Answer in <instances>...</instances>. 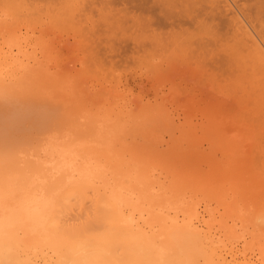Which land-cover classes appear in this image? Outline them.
Segmentation results:
<instances>
[{
	"label": "bare ground",
	"instance_id": "bare-ground-1",
	"mask_svg": "<svg viewBox=\"0 0 264 264\" xmlns=\"http://www.w3.org/2000/svg\"><path fill=\"white\" fill-rule=\"evenodd\" d=\"M95 1L96 0H75L73 2L71 1L72 3H70V0H66V1L65 0H0V264H264V257L261 256V253L262 255L264 254L263 249L260 252V254H258L259 257L258 256L256 257V252L258 251L255 250V253H254V250L252 249L254 246L253 245L254 239L256 240L255 242H258V244L254 243L255 244L254 247L258 249L261 248V245H262L261 243L263 240L261 242L259 241L264 236L263 234H261L263 233L262 231H264V225H262L264 224V205H263L264 203L263 201H261L263 204L257 202L258 200L260 199L262 200L263 198L262 196H258L260 197V199L256 197L258 193H260L259 195H264V194H261V193H264V188L262 185L263 181L259 180V179H264L263 178L264 176V150H262V147H259L260 150L257 148L254 151L255 153L256 151H258V153L260 151V154H259V156L261 155L260 157L258 156L257 153L255 154L257 161L254 159V157H252V160L250 161L246 159H240L241 157L240 158L237 157L238 155L236 154L237 150L232 148L233 147L231 146L232 143L229 145L230 141L232 142L231 138L237 135L235 136L232 135L231 137L228 132L229 134L228 136H230V138H228V144L227 142L225 143L224 141H223L224 143L221 142L220 139L218 140L213 136L210 138L211 140L212 139L213 140L209 142L210 148L208 151L198 150L201 147L195 149V147L193 146L189 147L184 144L183 145L185 147L181 144L183 148H180V147L176 148L177 145L174 146L175 147L174 148L173 145H175L176 140H178L177 137H176L177 139L175 140V142L173 141L174 144L171 143L173 148H170L171 149L170 151L168 150L170 153V156L172 157L173 155L177 157L181 156V159L184 162L188 163V164L185 163L187 167L189 168L188 170L193 169V167H191L192 166L191 162L189 163L188 160H191L195 164V166H198V167H201V166L208 167L209 166V169H207V171L198 172L196 170L195 171L192 170L193 171L192 174L193 175L200 174V176L203 175L204 177L203 180L210 179L216 176L223 181H227L226 183H228L231 186L230 188L232 189L231 190L232 194L230 193V195L228 196L231 198L230 201L232 200L233 203H235L234 200L236 201L238 199L237 202L242 203V205H240V209L242 210L243 208V210H245L244 213L248 210L251 212L252 209H255L253 210L254 215H252L254 216L255 221L253 220L254 218L252 219L250 218V216L248 220L252 219V221H254L255 226H256V223H258L257 225L260 231L257 229L258 227L256 228L254 227V225L252 226L249 225V226L252 228H255V231L256 229L257 231H259V232L256 231L257 233L255 231L253 232V229L251 228L250 230L253 233H256V234L260 233L261 235H259V237L257 235L256 238H254L253 236L255 234L250 235L251 238L253 237L252 238L253 241L251 240V238H249V240H251L252 242V247H250L251 242H248L249 240H246V239H245L246 242L244 240L245 245L243 243L241 245H238L239 240L241 241L242 237L244 238L245 236L244 234L248 233L247 231H245V229H247L246 226H248L246 224L247 222L251 221V220L247 221L245 219L247 218V215H244V213L242 215L241 210L239 209L240 217L242 215V218L240 219V221L246 220L247 222L245 221L246 224L240 222L241 225H239V227L237 224H235V222L239 221V220L237 221L234 220L236 218H239L238 217L239 213L237 211L239 206L236 210L234 209L236 208L235 205H234V208L228 207L227 204L229 202L225 204V206L224 204L223 205L221 204L223 206L221 207V209L222 208L223 209L221 212H219V214L220 216L224 214L222 216L223 218H225L224 216H226L227 217L226 219L228 218L230 219L235 213L234 215L236 218L233 219L232 217L230 219V220L233 219L235 221L234 225L232 221L230 225L237 226V228L239 229H240V226H242L243 228L240 230L241 232H243V234H241L242 236L240 235L239 232H238V235H236L237 231H235V229L238 230L236 227L229 226V223L227 222L229 219L228 220L225 219V221H223V219L220 217L219 219H216V220L223 221V223L222 222L221 223L223 224L224 227H225L224 224L228 223L227 226L229 228L227 226H226L227 228L226 227L225 228L226 230L229 229L230 231L229 233L228 231L223 232V237L225 236V238H222L221 234L215 237L217 233L212 228L215 225L214 223L212 225L211 219L205 218L206 219L205 222L207 220L211 222V225H210L211 227L208 226L207 228L200 227L198 226L199 223L198 225H196L193 221L194 220L193 218L194 217L196 218V213H199L197 212L196 208L198 207V204L200 206V202H201V201H198V204L196 205L195 201L197 202V198L195 195H194L196 198L195 201H192V199H190L192 202L186 201L188 197H190L191 195L193 196L192 194L193 191L191 193V191L189 190L188 193H191V194L190 195L188 194L189 195L188 196L186 192L187 190L183 192L182 186H181L182 191H180V193L178 192L176 193L174 190L172 189L170 190L168 187H167L168 189L164 188L166 187L165 184L167 185V183H165V180L169 179L171 181L172 179V178H168L170 176L168 175V173H167V178L164 177L166 176V174H164L163 176L164 179H162V181L159 180V182L156 181L157 183L155 184L158 186H163L165 190H163L162 187H158V189L161 188L162 191H164L163 193H160L162 191L158 192L159 190L157 191L156 188L154 190V187L152 185L153 182L152 183L149 182L150 180L148 179L149 178L148 174L151 172V170L153 171L155 170L154 168L155 166L152 167L155 164L152 165L153 161L150 159V156L153 155L154 158L159 157L160 159L165 158V157L161 156L163 153L161 155L159 154L160 152H158V149H156L155 144H154L155 145L154 147L146 146L148 145V143L145 142L146 141L145 134L150 133V137H151V131L152 132L155 131L156 128H159L160 126H164V125L167 126L168 123H166V121H167L168 116H166L165 114L162 115L163 113L161 114L158 113V110L157 111L155 110L158 115L155 113V111L153 112L151 111V113H155L156 115L154 114L151 115L150 113H147V111H145V109L142 108L141 106L140 107L142 108V114H141L140 107H139L140 109L136 112L137 114L133 113L135 112V108L132 107L131 104L129 106L130 108L132 107L134 110L133 109L129 110L130 108L128 107L130 100L127 102V105L122 104V106L119 107L118 109L117 107L119 105L117 103H121L122 100L124 99L122 96H121L122 100L121 101L119 100L120 102L115 101L111 96H108L112 98V100L110 99L111 104L113 102H116L115 104L118 105L116 107V109H118V111L116 110L117 113L115 111L114 113L112 112L114 110L113 107L115 108V105L112 104L113 107L110 108L111 104L108 100L109 99L108 97H107L108 99H106L108 101H105V97L103 98L104 101H101L102 104L100 103V101H99V104H97L98 102L97 101L95 102L96 99L95 100L92 99L93 100L92 105H94V107L90 106L91 108L90 107L87 108L88 105H91V104L86 105L87 103H89V99L88 101H86L87 98L84 97V95H87V92L84 91L85 94L84 92L81 93V91L78 92V94L79 93L82 94V95L79 94V98L81 96L82 100L83 101L85 100L83 102L82 100L79 101L80 99L78 98L77 91L73 89L76 91V94H75L74 91L71 90L75 86L73 85L75 83H72L71 80H73V77L76 75H72L70 72L69 73L72 76L70 74L68 75L67 71H69V69L59 66L58 64H57L58 67L57 65L54 66L57 68V69L54 68L56 69V71H53L54 69L52 70L51 66L49 67L50 65L49 64L50 63L49 54L51 53L50 51L51 45L48 39V36H49L48 34L49 32L52 31L54 27H56L57 29L60 28V27H57L58 23L60 24L68 23L70 27L68 26L69 28H66V29L70 30L72 28L71 31H72V34L74 32V37L76 33V35L78 34L79 36H82V35H86L88 37L91 36L93 37L92 40H95L94 37H98V38H101L100 36L103 37V34H105L104 39L107 40L108 38H105V37H107L109 32L113 33V29H114V33L111 34L112 37L108 36L109 40L107 41L109 42L104 43L106 44L107 51H109L107 44L110 43L111 41L114 43L113 39L115 40V38H116L115 41H117L116 43H118V40L120 38L123 39L122 36L126 34L124 31H122L123 27H125L124 23H126V21L128 20H130L131 22L132 20L136 19L135 17L140 18L141 13H142L140 9L142 10L144 9V11H145V8L150 9V5L148 4L149 7L147 8V5H145V3L144 4L142 3L144 5V8H142L143 6L142 7L139 6L140 7L139 9L138 5H140L139 3L141 2L137 0H134V1L133 0H129V1L128 0L126 1L118 0L120 2L122 1V4L124 2V6L118 10L108 6L109 4L112 5L111 3L112 0H109L108 3L104 4V6H100V3L102 4V2L100 3L98 2L99 6L97 8L95 6L96 4ZM132 1L133 3L134 2H139V3L131 4ZM141 1L143 2V0ZM147 1L149 2V0ZM166 1L167 0H165V2ZM237 1L239 0H209V1L206 0L204 1V4L207 2L205 6L202 4L203 2L202 0L201 4L203 6L201 8L205 16H207L206 17L207 19L209 16L210 19L208 20L211 21V18H212L213 20L218 19L219 22L220 21L223 22V26L217 29L215 28L216 29L215 31L219 29H222L223 31L225 29L223 32L224 35H227L225 34V31L228 32L229 30L231 32V33L228 32L230 34V36H228L230 37V39L228 38L230 41H228L227 38L225 39V36L222 37L223 36V34L221 33L222 31L221 32L218 31V34L220 32L221 34L219 35H222L221 36L222 40L218 39V41L224 42L223 39H225V42L224 43L222 42L220 44L217 41V43H219V47L216 48V51L223 47L222 49H220V52L222 53L221 50H223V52L225 51V53L229 55L231 50L235 49L233 46L237 47L238 45H240L237 42H241L242 46H240V48L243 47V49L246 50L245 51L246 54H244L245 52L243 54L242 53L236 54L237 52L234 51L236 52L234 54L235 55L234 61L235 63L236 62L237 63L235 64V67L232 64V66L234 67L233 70H235V68L236 69L240 68L238 66L241 62L238 63V61H240L238 60V58L241 56L242 63L245 62L244 66L246 65L245 66L246 68L243 67L244 68L243 70H244V73L247 72V74L243 76L241 75L242 77L241 76L240 77L242 79L239 77V80L240 81L243 80L241 81V83L247 84V86L250 87L249 88L250 90L249 89L247 90L249 91L248 95L250 93H254L255 91L257 92L258 90V92L260 93L259 97L257 96L255 98L257 99L259 98L258 101L261 99L263 102L264 97L262 98L260 97L264 95L263 94L264 87H261L264 85V82H263L264 80H262V78L264 77V37H263L264 35L262 36L261 35L262 32H260L261 33L260 34L257 31L259 30L257 24L255 22L252 23V20H253L252 18L258 15L255 11L256 8H253V7L255 6L258 9L259 3L256 6L255 4L257 2L255 3L251 0L254 3L253 4L254 6L252 5L253 7L251 8L250 6L249 8H251V10L255 9L254 10L255 14L253 13V11H249V12L246 11L248 12L247 14L243 12V10H245L244 6L246 3L241 1V3L242 2L244 3V5L242 3V6H243V10H242V8L240 7L241 3L237 4ZM67 2L69 4H67ZM129 2L131 5L129 4ZM262 2L263 0L260 3ZM62 3H66V4H62ZM126 4L130 5L129 7H131L132 5H135L134 7L132 6L131 8L135 9L136 7H138L137 11H140V13L139 12L134 13L135 10L134 11L127 10L130 8H128ZM189 5L187 4V6ZM248 6L249 4L246 5V7ZM261 6L263 7V5ZM166 12L168 13L167 16L170 15V17H173L171 16V11H166ZM250 12H252V15H254L252 16V18H251ZM163 14L161 15L162 20L164 18L163 16H166L165 13ZM146 18L147 17L145 15V18H144L145 21H143L142 19L141 20L142 22L136 21V23H134V26H130L132 27L130 28L131 32L132 30H134L133 31L134 33L137 30V33H140L142 30L146 28L147 24H148L147 25L148 28H146L145 30L149 29L150 28L149 26L151 25V24L149 25V23H152L151 20L154 22L155 21L159 22V20L157 21V19L159 18L158 16L156 19H154L155 17L154 18L149 17L151 20L149 19V22L145 25L144 23L148 21V19ZM167 18L165 19L166 20L170 19V18L168 19ZM255 19L253 21H255ZM162 20L160 22H162ZM170 21L171 20H169L168 23ZM165 22L166 21H164V23ZM142 23L145 25L144 27ZM53 24H56V25L53 26ZM219 24H217V26ZM252 24L254 25L256 24L255 26H257V30H256V27ZM51 26H53L52 29H50ZM120 26H123V27H120ZM139 28L140 29L143 28V29L140 30ZM117 30L118 31L120 30L118 34H117ZM138 30L140 31L138 32ZM149 30L151 31V29ZM121 31H122V34H121ZM53 32H54V29H53ZM114 34L116 36L115 38H113ZM119 34H121V37H119L120 36ZM131 34L132 33H130V35ZM143 34L145 35L146 33H143ZM143 34H136L135 32L132 36L135 39L134 37L135 35H137V38H139L138 35L142 36ZM86 36H85V39L88 38ZM127 36L128 35L126 34V39H128ZM216 36H213V37L215 38ZM91 37L89 38L91 39ZM130 38L131 36L129 37V39ZM217 38H220V36H218ZM217 38H215V42L214 41L212 42L214 43L213 45H215ZM122 39H120L119 42H122L121 41ZM152 39L153 41H155V39H159V38L153 36L151 40L150 39L149 40L152 42ZM209 39L210 38H208V41L206 42L209 43V41H212L213 38L210 40ZM236 39H239L240 41ZM140 40H141L140 38L138 41L137 39L133 40L132 45L134 47L137 46V51L140 50V48H142L141 46L147 45L146 43L145 45L144 42L142 41L140 42ZM231 40L233 42L235 41L237 42L233 43L231 42ZM95 41H92V42H95ZM123 41H126V40H123ZM156 41L159 42L160 40H156ZM92 42H91V45H93ZM112 42L111 44H113ZM154 43L152 42V44L155 46ZM227 43L230 44V46H228ZM95 44H96L95 46H98L96 42ZM120 44L122 43H118V45L113 44V48L115 50L121 49L122 47ZM123 44H125V42H123ZM222 44H224V46H222ZM100 45L101 44L99 42V46H98L99 49H97L98 47L97 48L94 47V48L100 51L101 47L104 46L102 45L100 47ZM225 45H227V47ZM29 46L31 47V51H29ZM115 46L116 47L120 46L121 48L118 49L117 47L116 49ZM147 46H150V45H147ZM92 47L93 46L89 48V45H88L86 50H88V48L89 50L90 49L93 50L94 48ZM54 49H57V48H54ZM124 49L126 48L124 47ZM211 49L214 50L213 47ZM225 49L228 50V52ZM141 50H143V48ZM147 50H149V47ZM153 50L156 53V49L154 48ZM159 50L161 51L160 48H158V51ZM98 51H96L95 55L91 53L89 54V52L91 51H88V52L86 51V53L93 56L95 59V56L97 55ZM209 52L214 53L213 51H209ZM209 52L208 54H210ZM144 54H147L146 57L149 56L148 53H144ZM160 55H161V52H160ZM226 56L227 55H225V57ZM230 56H231V53H230ZM236 56H237V60H236ZM150 57L148 58L150 59L149 60L150 63L149 61H147V63L150 65L151 64L153 65L151 61L154 60L155 57L152 60ZM221 57L223 58V55ZM170 58H172V55ZM168 61L169 60H167V62ZM158 64L159 62L156 63V68L159 69V66L161 65L160 70H163L164 67L162 66L164 65L159 64L158 66ZM165 65H166L165 68H167V64ZM247 65H249V68L247 67ZM80 66H82V64ZM87 66L88 65H85L86 68ZM224 66L227 67L226 62ZM256 66L258 68L260 67V69L263 72L262 74L259 73V75L261 76L260 78V76H258L257 73L259 71L261 72V70L259 71L258 69L255 70L256 72L255 75L258 76V80L256 76L254 77V75H252L254 67L256 68ZM153 67L154 65L151 67V69ZM155 69L153 68L154 73L159 72V71H156L157 69L156 70ZM221 69L223 70L225 69L224 71H226V68L222 67ZM251 70L252 72L250 74L249 71ZM80 71L78 72L83 73L82 71L81 72ZM235 71H234V74L235 73L238 74V70H235ZM62 72H64V76L61 75ZM153 72L151 73L153 74ZM209 72H211L210 77L211 76L213 77V75L215 76V73L217 71L214 73L213 68H212V71L211 69H209ZM85 73L84 74L87 77L88 72H85ZM224 73L228 74V71ZM224 73H220V75L216 74V75H219L218 78L221 80V81H217V84H220L223 86L224 82H227L228 84L227 83L226 84L229 86L231 85L230 88L232 87L231 91L233 92V89L235 86L234 84L237 85V83L232 84L233 83L232 82L230 84L228 80L231 81L232 78L229 75L224 74ZM91 74H92V70H91ZM222 74H224L225 77ZM65 75L69 77H66ZM248 75L250 76L252 75V77L255 80L254 83L252 82L253 80L251 78H248ZM151 76L152 75H150V77ZM226 76L229 78H227ZM237 76L238 75L235 74V77ZM64 77L71 83L69 84V82ZM244 77L246 80L248 79L247 83L245 82L246 80H244ZM76 78L74 77L75 80ZM78 78H77V81H78ZM218 78L217 80H219ZM97 79L99 78L97 77ZM213 79L215 80V77H213ZM259 79H260V84L258 82ZM109 80L110 79H108V81ZM240 81H237V82L240 83ZM66 82H68L67 84H69V86L67 85L69 89L66 87V84H64ZM73 82H76V81L73 80ZM114 82L116 81L114 80ZM256 82L258 83L256 84ZM244 84L240 86H244ZM258 84L260 87L258 86ZM76 86H78V84H76ZM80 86H82V84H80ZM225 86L223 87L225 88ZM229 86H226L227 91H230V88H227ZM63 87H65V89ZM254 87H256L255 88L256 90L254 89ZM258 87L262 89L260 90ZM78 88L79 87H76L77 90ZM82 88H84V85ZM235 88H236L235 89L236 96L241 95L243 91L242 90L243 87L242 88L239 87L240 89H238V91H237L238 87L235 86ZM67 89H68V92L70 91L69 94L72 98L71 97L67 98L68 96H66V93H65L67 92ZM212 89H214L213 85H212ZM64 90L66 91L64 92ZM240 91L241 93L238 94L237 92H240ZM63 92L65 93V95L63 94ZM256 92L254 93L255 96H256ZM245 94H246V91H245ZM72 95H77V96H72ZM115 95H112V96L115 97ZM233 97H235L234 93H233ZM243 97H245V95ZM250 97L251 96H249V98ZM65 98L70 100L69 104H68V100L66 101ZM238 98H237V101L240 102L239 105L240 104L242 105L240 101L242 98L240 100H238ZM249 98H246V99L248 100ZM255 98L252 100L255 103V105H253L254 103H252V101L250 102L251 99H249L248 101L249 103L246 102V104H249V105L252 104V106H254L252 110L255 109V107L257 108L259 105H262V102L259 101L261 102L259 103L258 101H256ZM76 100L79 104L81 103V105H78ZM103 102L105 103L108 102L110 105L109 106L107 105L105 108V105H103L104 104ZM73 103H75L74 106L72 105ZM75 105H76V108H75ZM136 105L135 107L138 106ZM101 106H103L104 109H102ZM144 106L145 105H143V107ZM147 106H145V108ZM78 107L80 108V110ZM92 107L97 108V110L96 109L94 110ZM98 107H99V112H98ZM100 107L103 113H101ZM107 107H109L110 109H108ZM73 108L77 112H74ZM83 109L84 110L86 109V111H84ZM257 109H255L256 111H254V114H252L253 116L258 113ZM261 109H263V106L262 108H260V110L258 109L260 114L258 113L256 117L258 118L260 117L258 115H262L260 121L262 122V124H264V121H263L264 119H262V117L264 118L263 116L264 109L263 110ZM146 110H149L150 112V109L146 108ZM72 111L75 114L72 113ZM139 111H140V115H139ZM246 111L248 112V109ZM260 111L263 112V114H261ZM110 112H112V114L114 115H111ZM78 113L80 114L82 113L83 115L82 114L79 115ZM90 113L92 114L90 115ZM98 113H101V114L99 115ZM244 115H248V114H244ZM212 118H215V117H212ZM239 118L242 119L243 116L242 118L241 117ZM209 119H211V117ZM247 120H249L248 122L251 123L250 119H247ZM252 120L256 121L254 118ZM260 121L259 122L257 121L258 124H256L257 122H253L255 123L254 125H256L255 128L257 127V125L258 126L262 125ZM173 122H171V124H173ZM209 122H213L212 119L209 120ZM214 122H217V121L214 119ZM209 124H212V123H209ZM221 125H223V123ZM219 127H221L222 129L224 128L223 126H220V125ZM165 129H168V127L167 128L165 127ZM160 130L162 131L161 128ZM173 130L175 129L173 128ZM208 130L213 131V129H209V128ZM216 131L217 130H215V133ZM256 131H257V128H256ZM248 132H250L249 129H248ZM254 132L255 130L253 131V133ZM238 133H240V131ZM213 134L214 132L209 135H213ZM206 135H207V132H206ZM130 137H131L130 139L131 141L128 139ZM150 137H149V140L152 138ZM181 137H179V140H181ZM246 138H247V135H246ZM254 138L255 137H253V139ZM182 139H185V138H182ZM233 142L235 143V141ZM251 142H254V141H251ZM144 143L146 145H144ZM157 143H160V142L157 141ZM181 143H185V142H182L181 140ZM149 144H151V141L149 142ZM177 144H179L180 146L179 141ZM228 145L231 147H229ZM240 145H242V143L239 144V146ZM94 148H98V150H104L108 152L109 154L112 155L114 160L109 154H107L109 155V158H111V162L108 165L107 164L104 165L103 164L104 160L108 162L109 160H106V158H104V160H100L101 158L100 157L97 158L98 156H96V158L100 160L99 162L103 161L102 163L103 165H102L100 163L97 164L98 161L96 158H94L95 156H93V161L95 162L94 159H96L97 162L95 163V165H92L93 163L91 161V155H92V151ZM240 150L238 152H240ZM159 151L161 150L159 149ZM218 151H220L222 158L218 156L217 154ZM158 154L159 156H157ZM188 154H190L191 156L189 155L190 157H188ZM115 155H118V156L115 157ZM184 156H187V157H184ZM149 159L152 162H149L148 161ZM175 159L173 158L172 160H175ZM181 159H180V162H181ZM247 159H249V157ZM146 160L149 162L148 165L151 163L152 166L151 165L149 166L153 168L151 170L148 169L149 170L148 173L144 170L147 167ZM240 160H244V161L246 160L247 164H245L246 161L244 163L243 161L240 162ZM138 161H140V163H138ZM142 161H146V162L142 163ZM141 163L145 165L146 167L145 166H143V168L141 166L139 167V164L142 165ZM157 164L159 165L158 162ZM223 165L225 167L227 165V167L224 168ZM183 169H185V167H183ZM256 169L257 171L259 170L260 172L257 173ZM169 170L167 171L169 172ZM172 171H175V170L173 169ZM160 172L161 174L163 173L162 171ZM180 172L181 171H179V173ZM153 177H156V176L154 175ZM198 178L200 177L198 176ZM180 180H178V182H181ZM163 182L165 183L164 185H163ZM183 182L186 183L187 181H183ZM158 183H162V185L161 184L159 185ZM260 188H261L260 190L261 192H258V189ZM218 190L220 191V189ZM181 192L186 193V195L188 196L187 199H185V201L183 202L182 201L180 202L179 199L181 198H178V201H176L175 199H177V196L176 198H174V196L176 194H178V196L181 195L182 194ZM197 194H198L197 195L198 197L199 194L201 193L199 192ZM202 195L204 194L202 193ZM209 195L208 197L210 198ZM204 196H206V194ZM208 197H207V200L209 199ZM184 198L182 199L184 200ZM192 198L194 199V197ZM203 198L204 200H206V197H203ZM222 198L223 197H220L221 200H223ZM255 198H257L258 200L257 199H256L257 201L254 200ZM225 199L226 197L224 198V200ZM211 200L212 199H210L209 202L205 201L203 208L207 207L209 209V207H212V206L208 207V205L211 204L210 203ZM228 200H225V201H228ZM217 201H218V197H217V200L214 201L215 203L214 205H217L216 204ZM254 201L255 203H258L260 205H256ZM178 202L182 203V205H180ZM237 202L235 203L236 205L238 204ZM221 205L218 203L217 206L219 207ZM230 206H233V204L231 203ZM216 208L214 207V209ZM224 208H225V211L230 208L228 212L230 211L231 213L226 212L225 214ZM170 209H174V210H170ZM179 209H180V214L182 212L184 213L180 219H179L180 215L177 216V211ZM218 209H216V211L214 210L215 213L219 211ZM231 209H234V211L236 210L237 212L236 211L234 212ZM212 210H213V207H212ZM134 212L139 213L141 216L143 215L144 212L145 213L147 212L149 215H151V217H148V218H146L147 216H145V220L146 219L148 220L151 218L152 220L150 219V222L151 221L152 222L150 224L156 223L155 224L156 230L153 229L154 227L152 228V226L150 225L149 227L148 225L145 226V224H148L149 222L147 220L145 221L147 223L143 222L144 217H137L138 219L136 218L137 219V222H136L134 220V214H133ZM208 214H211L210 216H212L214 213L213 214L208 213ZM230 214L232 215L230 216ZM199 215L201 214H198V216ZM203 216L202 218H204ZM244 216L246 217L244 218ZM213 217L215 219L218 216L217 215L215 216L214 214ZM141 218H143L142 222L144 224L143 223L140 224L138 222L139 219ZM258 220L261 222L263 221L261 225L259 224ZM208 221L207 223L209 224ZM198 222H199V219H198ZM223 226L219 224L218 227L221 230ZM244 226H245V229H244ZM212 229L215 232H212ZM224 230L225 229L223 228V231ZM242 230H244L246 233ZM252 232H250L249 234H251ZM226 233L231 234L232 236L227 235ZM233 236L235 237L238 236V238L241 236L240 237L241 239L237 238L238 240L237 239L234 240V242L237 241L236 242L237 244H235L234 242H232V240H230L232 239L230 237H233ZM246 236L249 237V235H246ZM246 243L249 244V246H247ZM259 244L260 246H258Z\"/></svg>",
	"mask_w": 264,
	"mask_h": 264
},
{
	"label": "rangeland",
	"instance_id": "rangeland-1",
	"mask_svg": "<svg viewBox=\"0 0 264 264\" xmlns=\"http://www.w3.org/2000/svg\"><path fill=\"white\" fill-rule=\"evenodd\" d=\"M66 1V0H65ZM73 1H75V0H70V3H72ZM114 1V2H113ZM123 1V0H122ZM122 1L120 2V1H118V0H116V2H115V0H112V5H108V6H110V7H112V8H114V9H121L123 6H124V2H123V4H122ZM124 1H126V0H124ZM129 1V0H128ZM134 1V0H133ZM133 1L131 2V4L133 3ZM137 1H140L141 3H139V2H134L133 4H135V3H139L140 5H138V7L140 6V7H142V8H144V3H145V5H147V8L149 7L148 6V4L150 5V9L148 8V9H146L145 8V11H144V9L142 10V9H140V7H139V9H140V11L142 12L141 13V17L140 18H138V17H135L136 19H134V20H132L131 22H130V20H128V21H126V23H124V26L125 27H123V26H120V27H123V30L122 31H124L128 36H127V38L128 39H126V34L125 33H123V34H125V35H123L122 37H123V39L122 38H120V39H122L121 41L122 42H119V40H118V43H122V44H120L121 45V47L119 46H117L118 47V49L119 48H121V49H119V50H115L114 48H113V44L114 45H118V43H116L117 41H115L116 40V36H115V34L113 35V38H115V40L113 39V41H114V43L113 44H111V42L110 43H108L107 44V46H108V49H109V51H107V48H106V44H104V43H106V42H109V41H107V40H109V37L108 36H110V37H112V35L111 34H113L114 33V29H113V33L111 32H109V34L107 35V33H106V35H107V37H105V38H108L107 40H105L104 39V35L105 34H103V37L102 36H100L101 38H103V39H101V38H98V37H94V39L96 40H92V38L93 37H91V36H89V37H91V39L88 37V36H86V35H82V36H79L78 34L76 35V33H75V37H74V32H73V34H72V28L69 30V29H66V28H69L70 26H69V24L68 23H66V24H60V23H58V24H60V25H58L57 24V27H60V28H56V27H54L53 29H54V32H56V33H54L53 32V29H52V27L54 26V25H56V24H53V26H51V28L50 29H52V31L51 32H49V36H48V39H49V41H50V45H51V47H50V51H51V53L49 54V58H50V65H49V67L51 66V69L53 70L54 68H56V67H54V66H56L57 64L59 65V66H62V67H64V68H67V69H69V71H67V73H68V75L71 73L72 75H76V76H74L75 78L77 77H79L78 78V81H77V78H76V80L74 79V77H73V80L74 81H76V82H78V83H76V82H73V80H71V79H69V80H71L72 81V83H75V84H73V85H75L76 86V84H78V86H76V87H79L78 88V90L76 89V87L74 86V88H72L71 90H73V89H75L76 91H77V94H78V92L79 91H81V93L82 92H84V91H86L87 92V95H84V97H86V98H84V99H86V101H88V99H89V103H87L86 105H88V104H91V105H88V107L87 108H89L90 106H93L94 107V105H92V102H93V100H95V102L97 101L98 103L97 104H99V101H100V103L102 104V102L101 101H104L103 100V98L105 97V101H108L109 100V102H110V99L112 100V98L115 100V101H121L122 99H121V96L124 98L123 100H122V102H124V101H126V102H124V103H117L118 105H116L115 103L116 102H113L112 104L113 105H115V108L113 107V105L111 104V102H110V104L108 103V102H103L104 104L103 105H105V108H106V106L108 105H110V108L111 107H113V113H114V111L117 113V111H118V109H119V107H121L122 106V104L123 105H127V102L130 100V102H129V104H128V107L130 108V104H131V106L132 107H134L135 108V112H133V113H136L141 107L142 108H144L145 109V111H147V113H150L151 115H156L157 113H156V111L158 110V113H163L162 115H166V116H168L167 117V121H166V123H168V125L167 126H160L159 128H156V130L155 131H151V137H150V133H147V134H145V142L146 143H148V145H146L145 143H144V145H146V146H149V147H154L155 145H156V149H158V152H160L159 154L161 155L162 153V157H165V158H159V157H156V158H154V156L152 155V156H150V159L153 161H151L150 159L148 160L149 162H152V165L153 164H155V165H151V163L149 164V165H151L152 167H154L155 168V172L153 171V170H151V169H153L151 166H149L148 165V161L146 162V161H142V163L143 162H146L147 163V167L145 166V165H143L142 163V165H140L139 164V167L141 166L142 168H143V166H145L146 168L144 169L147 173L149 172V170H151V172H152V174H151V172L148 174V176H149V182H153L152 183V185H153V187H154V190H155V188L157 189V191L158 192H160V191H162V189L163 190H165L164 188H169L170 190L172 189V190H174L176 193L178 192V193H180V191H182L183 190V192H185L186 190V192H187V195L189 194H191L192 193V191H193V196L191 195L190 197H188L187 195H186V193H183V192H181L182 194H184V195H179L178 196V194H176L175 196H174V198H176V196H177V199H175L176 201H178V198H181V199H179L180 200V202L182 201H185V199H187V197H188V199L186 200V201H190V202H192V201H195V199L197 198V202L195 201V203H196V205L198 204V201H201L200 202V206H199V204H198V207H199V209H198V207L196 208V210H197V212H199V213H196V218L194 217L193 219V221H194V223L196 224V225H198V223H199V225L198 226H200V227H205V228H207L208 226L209 227H211L210 225H211V222H212V225H213V223H214V225L215 226H213L212 228L216 231V236L215 237H217L219 234H221L222 235V238H225V236L223 237V232H227L228 231V233H229V229H227L226 230V228L228 227L227 226V224L229 223V226H233L234 225V222L235 221H237V220H239V221H237V222H235V224H237L238 225V227H239V225H241V223H245L246 224V222L247 221H250V222H247V224L246 225H248V226H246V228L247 229H245V226H244V229H245V231H247L248 233H246L244 230H242V231H244L246 234H244L243 236H244V238L242 237V239L240 238L242 235L241 234H243V232H241L240 230L243 228L242 226H240V229L239 228H237V226H233V227H236L238 230H236L235 228V231H237V234L236 235H238V232L240 233V237L238 238V236L237 237H235V236H233V237H230V238H232V239H230V240H232V242H234V240H236L237 238L238 239H241V241L239 240V244L238 245H241L242 243L244 244L245 242H246V240H249V238H251V236L250 235H253V234H255V235H253L254 236V238H256L257 237V235H258V237H259V235H261V234H263L264 235V231H262L263 233H258V234H256L257 232H259L260 231V229H259V227H258V223H256V226H255V224H254V221H255V218H254V216H252V215H254L253 213V210H255V209H252L251 210V212L248 210V211H246L245 213H244V211L245 210H243V208H242V210L240 209V205H242V203L241 202H237V200L235 201L234 200V202L236 203H238L237 205L235 204V203H233V201L231 200L230 201V197H228L229 195H230V193L232 192L231 190V186L228 184V183H226L227 181H223V180H221L220 178H218V177H213V178H210V179H205V180H203L204 179V177H203V175H201L200 176V174H192L193 173V171H198V172H200V171H207V169H209V166L207 167V166H201V167H198V166H195V164L191 161V160H188L189 161V163L191 162V164H192V166L191 167H193V171L192 170H188L189 168L187 167V165L186 164H188V163H186V162H184L182 159H181V156H179V157H177V156H174L173 155V157L172 156H170V153H169V151L171 150L170 148H173L174 146H176V148L177 147H180V148H183V146L184 145H186V146H189V147H195V149L196 148H199V147H201L200 149H198V150H202V151H208L209 150V146H210V144H209V142L210 141H212L210 138L211 137H215L216 139H220L221 140V142H227V144H228V138H230V136L232 137V135H237V136H235V137H233V138H231L232 139V142L230 141V143H229V145L231 144V146H233L232 148H234L235 150H237V153L236 154H238L237 155V157H241L240 159H246V160H252V157H254V159L256 160V156H255V154L257 153L258 154V156H259V154H260V151H259V153H258V151H256V153L254 152L255 151V149H259V147H262V150H264V127H263V125L264 124H262V122L260 121L261 120V116L262 115H258V116H260V117H258L259 118V120H258V118L256 117V115L259 113V110H260V108H262V106H263V109H264V105H263V103H264V100H263V102H262V100L260 99L259 101H261L262 102V105H259L257 108L259 109H257L256 107H255V109H257V111H258V113L257 114H255L254 116L252 115V114H254V111H256L255 109H253L252 110V108L254 107V106H252V104H246V102H248L249 101V99H251L250 100V102L255 98V97H259V92H258V90H257V92H256V96L254 95V93H250L249 95H248V93H249V91H247L250 87L249 86H247V84H244V83H241V81H243V80H239V77L242 75H245V74H247V72L246 73H244V68L243 67H245L244 66V63H242V58H241V56L238 58V60H240V61H238V63L239 62H241L240 64H239V66L238 67H240V68H235V70H238V74L237 73H235L236 75H238L237 77H235V74H234V71L235 70H233L234 69V67H235V64L237 63H235V61H234V59H235V53L236 54H238V53H244L246 50L245 49H243V47H241L242 48V50H241V48H240V46H242L241 45V42H237V41H235V42H237V43H239L240 45H238L239 46V48H238V46L236 47V46H233L235 49L233 50H231V56H230V53H229V55L227 54V53H225V51L223 52V50H221L222 51V53L220 52V49H222V48H220L219 50H217L216 51V48H218L219 47V43L221 44L222 42H220V41H218V39L219 40H222L221 39V36L222 35H219V34H223V36L222 37H224L225 36V39L227 38V40L228 41H230L229 39H230V37H228V36H230V34L228 33V32H230L229 30H228V32L227 31H225V34H227V35H224V30L222 31V29H219V30H217V31H215L217 28H219V27H221V26H223V22H219V20L218 19H212L211 18V21L210 20H208V19H210L209 18V16H208V19L206 18L207 16H205V14H204V12H203V10H202V6L203 5H205L204 4V1H206V0H203V2H202V4H201V1L202 0H167L166 2H165V0H149V2L147 1V0H143V2L141 1V0H137ZM145 1V2H144ZM209 1V0H208ZM241 1H243L244 3H246L245 4V10H243V6H242V3H241ZM257 2L255 5L257 6V4L259 3V5H258V9H257V7H255L253 4V2ZM239 0V1H237V4H240L241 3V8H242V10H243V12H245V13H247L248 14V12L249 11H253V13L255 14V12H254V10H251V8L253 7V8H256V13L258 14H256L257 16H254V15H252V12H250L251 13V18H252V16H254L252 19L254 20L255 18H257V19H255V21H253L252 20V23H256L257 24V26H258V29L259 30H257V26H255L254 24H252V25H254L255 27H256V30L260 33V32H262V36L264 35V0H263V2L262 3H260L262 0ZM69 2V1H68ZM67 2V4H69ZM96 2V4H95V6H96V8L99 6V3L100 2H102V4L100 3V6H104V4H106V3H108L109 2V0H96L95 1ZM99 2V3H98ZM146 2H148V3H146ZM98 3V4H97ZM127 3V2H126ZM143 3V4H142ZM189 5V6H187V4ZM244 3H243V5H244ZM62 4H66V3H62ZM129 4H130V2H129ZM130 4V5H131ZM249 4V6L248 7H246V5H248ZM130 5H127L126 4V6L128 7V8H130V9H127V10H132V11H134V13L135 12H139L140 13V11H137V8L138 7H136L135 9H133V8H131L132 6L134 7L135 5H132L131 7H129ZM136 5V6H137ZM253 5V6H252ZM261 5H263V7L261 6ZM152 6V7H151ZM206 6V5H205ZM251 6V8H249ZM146 7V6H145ZM260 7V8H259ZM152 8V9H151ZM138 9V10H139ZM249 9V10H248ZM147 10V11H146ZM152 10V11H151ZM171 11V16H173V17H170V15L169 16H167L168 15V13L166 12V11ZM162 11V12H161ZM173 11V12H172ZM246 11H248V12H246ZM157 13V14H156ZM161 13V14H160ZM163 13H165V15L166 16H163L164 18H163V20H162V17H161V15L163 14ZM170 14V13H169ZM145 15H146V19H148V21H146V23H144L145 25L149 22V17H151V18H154V19H156L157 18V16L159 17L158 19H157V21L159 20V22H154V21H152L151 19V22L152 23H149V29H151V31L149 30V29H147V30H145L146 28H148L147 27V25H146V28L144 29V30H142V29H140V30H142L140 33H137V30L135 31L136 32V34H143V33H146L145 35L143 34L142 36L141 35H138L139 36V38L141 39L140 40V42L142 41V42H144V44L146 43L147 45H150V46H147L146 44V46H141V45H139V46H141L142 48H143V50H141L142 48H140V50H138L139 52H141V53H139L138 51H137V46L136 47H134L132 44H133V40H135V39H137V41L139 40V38H137V35H135L134 37H135V39L133 38V34L135 33H133V31L134 30H132V32H131V29L130 28H132V27H130V26H134V23H136V21L138 22V21H140V22H142L141 20L143 19V21H145L144 20V18H145ZM164 15V14H163ZM136 16H137V14H136ZM153 16V17H152ZM170 18L169 20H171L169 23H168V21L169 20H166L165 18ZM161 18V19H160ZM167 18V19H168ZM162 20V22H160ZM164 21H166L165 23H164ZM209 21V22H208ZM127 22H129V23H127ZM220 23V24H219ZM225 23V22H224ZM125 24H127V25H125ZM143 24V23H142ZM143 24V27L145 26ZM217 24H219L218 26H217ZM216 25V26H215ZM62 26V27H61ZM67 26V27H66ZM69 26V27H68ZM142 26V25H141ZM140 26V27H141ZM215 26V27H214ZM225 26V25H224ZM119 27V28H120ZM116 28V27H115ZM118 28V29H119ZM216 28V29H215ZM224 28H226V27H224ZM57 29V30H56ZM60 29V30H59ZM128 29H130V30H128ZM136 29V28H135ZM63 30V31H62ZM140 30H138V32L140 31ZM122 31H121V34H122ZM130 31V32H129ZM218 31H222L221 33L219 32V34H218ZM53 32V33H52ZM69 32V33H68ZM115 32H116V30H115ZM118 32H120V30L118 31L117 30V34H118ZM148 32V33H147ZM227 32V33H226ZM52 33V34H51ZM129 33V34H128ZM130 33H132L131 35H130ZM215 33V34H214ZM231 33V32H230ZM59 34V35H58ZM116 34V35H117ZM121 34H119L120 36L119 37H121ZM51 35V36H50ZM67 35V36H66ZM217 35V36H216ZM85 36L86 37H88V38H86L85 39ZM118 36V35H117ZM125 36V37H124ZM131 36V38L129 39V37ZM153 36H155V37H158L159 39H155V41H153V39H152V42L155 44V46L152 44V42L150 41L151 40V38L153 37ZM213 36H216L215 38H217L218 36H220V38H217V40H216V43H215V45H213L214 43H212L213 41L215 42V38L213 37ZM227 36V37H226ZM232 36V35H231ZM67 37V38H66ZM264 37V36H263ZM161 38V39H160ZM208 38H210V39H212V41H209V43L208 42H206V41H208ZM229 38V39H228ZM237 38V37H236ZM99 39H101V40H99ZM118 39V38H117ZM150 39V40H149ZM209 39V40H210ZM225 39H223L224 40V42H225ZM91 40V41H90ZM104 40V41H103ZM123 40H126V41H123ZM132 40V41H131ZM156 40H160L159 42L158 41H156ZM236 40H238V41H240L239 39H236ZM54 41H56V42H54ZM90 41V42H89ZM92 41H95L97 44H98V46H99V42H100V47L102 46V45H104V46H102L101 47V50L100 51H98L97 49H99V47L98 46H95L96 44H95V42H92ZM101 41H102V43H101ZM128 41V42H127ZM146 41V42H145ZM217 41L219 42V43H217ZM61 42V43H60ZM91 42L93 43V45H91ZM123 42H125V44H123ZM132 42V43H131ZM148 42V43H147ZM150 42H151V44H150ZM223 42V43H224ZM231 42H233L232 40H231ZM235 42H233V43H235ZM52 43V44H51ZM129 43V44H128ZM211 43V44H210ZM230 43V42H229ZM89 45V48H91V46H93L92 48H94V47H98L97 49H93V50H89V48H88V50H86L87 49V46ZM112 46H111V45ZM209 44V45H208ZM217 44H218V46H217ZM228 44V43H227ZM232 44V43H231ZM91 45V46H90ZM125 45V46H124ZM128 46V47H127ZM158 46V47H157ZM215 46V47H214ZM217 46V47H216ZM222 46H224V44H222ZM226 47H227V45H225ZM228 46H230V44H228ZM117 47L115 46V48L117 49ZM124 47L126 48V49H124ZM134 47V48H133ZM148 47H149V50H147L148 49ZM213 47V49L218 53H216L214 50H212L211 48ZM54 48H57V49H54ZM145 48V49H144ZM156 49V53H155V51L153 50V49ZM158 48H160L161 49V51L159 50L158 51ZM168 48V49H167ZM169 48H170V50H169ZM114 49V50H113ZM138 49H139V47H138ZM152 51H151V50ZM227 49V48H226ZM225 49V50H226ZM239 49V50H238ZM98 51L97 52V55L95 56V59H94V57L93 56H91V55H89L90 53L91 54H93V55H95V53H96V51ZM105 50H106V52H105ZM112 50V51H111ZM241 50V51H240ZM29 51H31V47L29 46ZM86 51L88 52V51H91V52H89V54L88 53H86ZM95 51V52H94ZM143 51V52H142ZM149 51V52H148ZM209 51H213L214 53H211V52H209ZM227 52H228V50H226ZM230 51V50H229ZM233 51V52H232ZM234 51H236V52H234ZM243 51V52H242ZM60 52V53H59ZM150 52H152V53H150ZM159 52V53H158ZM160 52H161V55H160ZM165 52V53H164ZM167 52V53H166ZM208 52L210 53V54H208ZM221 54H220V53ZM85 55H84V54ZM144 53H148V57H146V55L147 54H144ZM153 53H154V55H153ZM171 53V54H170ZM215 53H216V55H215ZM152 54V55H151ZM244 54H246V52L244 53ZM150 55H151V57H150ZM158 55V56H157ZM171 55H172V58H170L171 57ZM223 55V58L221 57ZM225 55H227L226 57H225ZM84 56V57H83ZM153 56V57H152ZM157 56V57H156ZM166 56V57H165ZM220 56V57H219ZM229 56V57H228ZM237 56H239V55H237ZM237 56H236V60H237ZM151 58V60L154 58V60H152L151 61V63H153V65H154V69L156 68V63L157 62H159V64H162V65H164V66H162V67H164L163 68V70H160L161 68H160V66H159V64H158V66H159V69L158 68H156L155 70L156 71H159V72H157V73H154L153 71V68L151 69V67L153 66L152 64V66L150 65V64H148L147 63V61H149L150 59H148V58ZM161 57V58H160ZM228 57V58H227ZM243 57V56H242ZM161 60H159V59ZM217 58H219V59H217ZM221 58H222V60H221ZM54 59V60H53ZM229 59H231V60H229ZM52 60V61H51ZM96 60V61H95ZM167 60H169L168 62H167ZM172 60V61H171ZM157 61V62H156ZM163 61V62H162ZM220 61V62H219ZM228 61H229V63H228ZM60 62V63H59ZM69 62V63H68ZM156 62V63H155ZM162 62V63H161ZM164 62H165V64H167V68H165L166 67V65L164 64ZM167 62V63H166ZM221 62H223V63H221ZM225 62H226V66L227 67H225L224 65H225ZM53 63V64H52ZM86 63V64H85ZM149 63H150V61H149ZM169 63V64H168ZM228 63V64H227ZM231 63V64H230ZM62 64V65H61ZM71 64V65H70ZM82 64V66H80ZM223 66H222V65ZM232 64H233V66H232ZM52 65H53V67H52ZM58 65H57V67H58ZM85 65H88L87 66V68L85 67ZM231 65V66H230ZM72 66V67H71ZM90 66V67H89ZM157 66V67H158ZM71 67V68H70ZM80 67V68H79ZM82 67H84V68H82ZM89 67V68H88ZM226 68V71H224L223 69H221V68ZM233 67V68H232ZM237 67V66H236ZM247 67L249 68V65H247ZM212 68H213V72L215 73L216 71V73H215V76L213 75V77H215V80L213 79V77L211 76L210 77V73L211 72H209V69H211V71H212ZM246 68V67H245ZM57 69V68H56ZM56 69H54L53 71H56ZM83 72V73H79L78 71H80V70ZM92 70V74H91V70ZM150 69H151V71H150ZM228 69V70H227ZM258 69V71L259 70H261L260 69V67L258 68L257 66H256V68L254 67V70H253V73H252V75H254V77L256 76V78H257V80H258V76H260L259 75V73L260 74H262L263 72H262V70H261V72L259 71H257L258 73H257V75H255V70H257ZM78 70V71H77ZM86 70V71H85ZM88 70V71H87ZM90 70V71H89ZM94 70V71H93ZM248 70V69H247ZM246 70V71H247ZM58 71V70H57ZM63 71H65V70H63ZM80 71V72H81ZM88 72V75H87V77H86V73L85 72ZM155 71V72H156ZM228 71V74L227 73H224V72H227ZM70 72V73H69ZM151 72H153V74L151 73ZM219 72V73H218ZM235 72H237V71H235ZM250 72V74H251V72H252V70L251 71H249ZM66 73V74H67ZM85 73V74H84ZM220 73H224V74H227V75H229L231 78V81H229L228 80V82H230V84L232 83V84H234V83H237V85H239V86H237L236 84H234L236 87H238L237 88V91H238V89H240L239 87H243V91H242V93H241V91L240 92H237L238 94L239 93H241V95H237L236 96V93H235V86H234V89H233V92L231 91V89H232V87L230 88V86L229 85H227L228 83L227 82H224V85L223 86H229V87H227V88H230V91H227L226 90V86H225V88L222 86V85H220V84H217V81H221L218 77H219V75H220ZM70 74V75H71ZM82 74V75H81ZM91 74V75H90ZM155 74V75H154ZM213 74V73H212ZM216 74H219V75H216ZM224 74H222V75H224ZM61 75H63L64 76V72H62L61 73ZM71 75V76H72ZM78 75V76H77ZM80 75V76H79ZM90 75V76H89ZM92 75H93V77H92ZM150 75H152L151 77H150ZM252 75L250 76V75H248V78H251L252 80V82L254 83L255 82V80H254V78L252 77ZM66 76V75H65ZM172 76V77H171ZM216 76H217V78L219 79V80H217V78H216ZM241 76V77H242ZM66 77H69V76H66ZM92 77V78H91ZM97 77L99 78V79H97ZM106 77V78H105ZM158 77V78H157ZM221 77V76H220ZM224 77H225V75H224ZM227 77V76H226ZM235 77V78H234ZM240 77V78H241ZM65 78V77H64ZM112 78V79H111ZM227 78H229V77H227ZM255 78V79H256ZM260 78H261V76H260ZM66 79V78H65ZM81 79V80H80ZM101 79V80H100ZM108 79H110L109 81H108ZM116 81V82H114V80ZM223 79V78H222ZM242 79V78H241ZM67 80V79H66ZM65 80V81H66ZM89 80V81H88ZM98 80V81H97ZM118 80V81H117ZM225 80V79H224ZM244 80H246L245 79V77H244ZM248 80V79H247ZM247 80L245 81L246 83H247ZM262 80H264V77L262 78ZM68 81V80H67ZM105 81V82H104ZM112 81V82H111ZM237 81H240V83H238ZM250 81V82H251ZM69 82V84L71 83L70 81H68ZM68 82H66V83H64V84H66V87L69 89V84H67ZM102 82V83H101ZM259 84H260V79H259ZM258 82H256V84L258 83ZM264 82V81H263ZM107 85H106V84ZM115 83H116V85H115ZM174 83V84H173ZM227 83V84H226ZM249 83V82H248ZM63 84V85H64ZM80 84H82V86H80ZM176 84V85H175ZM244 84V86H240V85H243ZM250 84V83H249ZM259 84H258V86H259ZM68 85V86H67ZM72 85V86H73ZM83 85H84V88H82L83 87ZM103 85V86H102ZM106 85V86H105ZM114 85V86H113ZM212 85H213V87H214V89H212ZM65 86V85H64ZM93 86V87H92ZM119 86V87H118ZM210 86V87H209ZM247 86V87H246ZM86 87H87V89H86ZM114 87V88H113ZM257 87V86H256ZM256 87H254V89L256 88ZM260 87V86H259ZM258 87V88H259ZM261 87H264V85L263 86H261ZM64 89H65V87H63ZM71 88V87H70ZM91 88H92V90H91ZM115 88H116V90H115ZM257 88V89H258ZM68 89H67V92H65L66 90H64V92L66 93V96H68L67 98H69V97H71L70 96V94H69V92H68ZM80 89V90H79ZM85 89V90H84ZM212 89V90H211ZM244 89H245V91H246V94H245V91H244ZM260 89V88H259ZM262 89V88H261ZM260 89V90H261ZM75 90H73L74 91V93L76 94V91ZM225 90V91H224ZM250 90V89H249ZM256 90V89H255ZM118 91H120V92H118ZM123 91V92H122ZM251 91V92H252ZM63 92V94L65 95V93ZM100 92V93H99ZM232 94H231V93ZM244 92V93H243ZM69 95H68V94ZM73 93V94H74ZM81 93H79L80 95H82ZM96 93H97V95H96ZM221 93V94H220ZM233 93H234V96L235 97H233ZM262 93V92H261ZM79 94H78V98H79ZM84 94H85V92H84ZM91 94V95H90ZM106 94H107V96H106ZM116 94V95H115ZM124 94V95H123ZM264 94V93H263ZM101 95H102V97H101ZM112 95H115V97L114 96H112ZM225 95H227V96H225ZM245 95V97L246 98H249V96H251L248 100L245 98V97H243V96ZM66 96H64V97H66ZM72 96H77V95H72ZM92 98H91V97ZM108 96H111V97H108ZM242 96V97H241ZM109 99H108V98ZM227 97V98H226ZM239 97V98H238ZM262 97H264V95L263 96H261L260 98H262ZM72 98V97H71ZM70 98V99H71ZM98 98V99H97ZM237 98H238V100H240L241 98V103H242V105L240 106L239 105V103L240 102H238L237 101ZM66 99V98H65ZM80 100L79 101H81L82 100V97L80 96V98H79ZM93 99V100H92ZM106 99H108V100H106ZM256 99V101H258V99L257 98H255ZM68 100V104L70 103L69 101V99H66V101ZM134 102H132V101ZM141 100V101H140ZM83 101V100H82ZM85 101V100H84ZM83 101V102H84ZM119 101V102H120ZM139 101V102H138ZM255 101V100H254ZM255 101V102H256ZM258 101V102H259ZM76 102H77V100H76ZM75 102V103H76ZM133 103V105H132V103ZM261 102H259V103H261ZM75 103H73L72 105L74 106V104ZM78 103V102H77ZM138 105H136V104ZM139 103H141V104H139ZM218 103V104H217ZM249 103V102H248ZM252 103H254L253 101H252ZM257 103V102H256ZM100 104V105H101ZM148 106H147V105ZM71 105V104H70ZM78 105H81V103L79 104L78 103ZM83 105H85V104H83ZM96 105V104H95ZM135 105L137 106V107H135ZM143 105H145V106H147L146 108L147 109H150V112H149V110H146V108H145V106L143 107ZM238 105V106H237ZM247 105V106H246ZM248 105H249V107H248ZM253 105H255V103L253 104ZM258 105V104H257ZM256 105V106H257ZM118 106V107H117ZM141 106V107H140ZM212 106V107H211ZM86 107V106H85ZM85 107H83V108H85ZM92 107V108H93ZM96 107V106H95ZM102 107V109H104L103 108V106H101ZM101 107H100V109H101ZM116 107L118 108V109H116ZM130 108L129 110H131V109H133V108ZM140 107V108H139ZM150 107V108H149ZM75 108H76V105H75ZM79 108V107H78ZM91 108V107H90ZM108 109H110L109 107H107ZM142 108H141V114H142ZM153 108V109H152ZM74 109V108H73ZM94 110L96 109L97 110V108H93ZM102 109H101V113H103L102 112ZM248 109V112L246 111ZM263 109H261V110H263ZM76 110H78V109H76ZM79 110H80V108H79ZM84 110V109H83ZM90 110V109H89ZM117 110V111H116ZM134 110V109H133ZM156 110V111H155ZM232 110V111H231ZM243 110V111H242ZM84 111H86V109L84 110ZM93 111V110H92ZM91 111V112H92ZM151 111L153 112V111H155V113H151ZM212 111V112H211ZM226 111H227V113H226ZM241 111V112H240ZM245 111H246V113H245ZM252 111H253V113H252ZM74 112H77V111H75V109H74ZM73 111H72V113H74ZM97 112V111H96ZM98 112H99V107H98ZM105 112V111H104ZM112 112H110V114L111 115H114V114H112ZM261 112V111H260ZM83 113V112H82ZM81 113V114H82ZM101 113H98L99 115L101 114ZM115 113V114H116ZM145 113V112H144ZM147 113H146V115H147ZM75 114V113H74ZM79 115H81L80 113H78ZM88 114H89V112H88ZM92 113H90V115H91ZM137 114V113H136ZM149 114V115H150ZM159 114V115H160ZM244 114H248V115H244ZM260 114V113H259ZM261 114H263V112H261ZM72 115V114H71ZM83 115V114H82ZM86 115H87V113H86ZM95 115V114H94ZM106 115V114H105ZM118 115V114H117ZM139 115H140V111H139ZM158 115V114H157ZM216 115V116H215ZM236 115V116H235ZM242 116H243V118H242ZM252 116H253V118L256 120V121H254V120H252L253 118H252ZM263 116H264V114H263ZM211 117V119H212V121L213 122H209V120H211V119H209ZM212 117H215V118H212ZM239 117H241L242 119H240ZM250 117V118H249ZM170 118V119H169ZM171 118H172V120H171ZM246 119V121H245V119ZM257 118V119H256ZM214 119L218 122H214ZM228 119V120H227ZM230 119H232V120H230ZM247 119H250L251 120V123H249L248 121L249 120H247ZM262 119H264L263 117H262ZM170 120H171V122H173V124H171V122H170ZM219 120V121H218ZM230 120V121H229ZM237 121V122H236ZM261 122V126L259 125H257V131H256V128H255V126L256 125H254L255 123H253V122ZM264 121V120H263ZM242 122V123H241ZM247 122V123H246ZM258 122L256 123V124H258ZM209 123H212V124H209ZM217 125H216V124ZM223 123V125H221ZM230 123V124H229ZM220 126H223L224 128L222 129L221 127H219V125ZM238 124V125H237ZM241 126H240V125ZM260 124V123H259ZM171 127H173V126H175V127H173L175 130H173V128H171ZM213 125V126H212ZM216 125V126H215ZM234 125V126H233ZM244 125V126H243ZM210 126V127H209ZM215 126V127H214ZM229 126V127H228ZM252 126V127H251ZM254 126V127H253ZM163 127V128H162ZM165 127L167 128L168 127V129H165ZM244 127V128H243ZM251 127V128H250ZM160 128L162 129V131L160 130ZM172 130H171V129ZM208 128L209 129H213V131L211 132V131H209L208 130ZM218 128V129H217ZM243 128V129H242ZM254 128V129H253ZM239 129V130H238ZM247 129V130H246ZM248 129H249V131L250 132H248ZM164 130V131H163ZM171 130V131H170ZM215 130H217L218 131V133H217V131H216V133H215ZM222 130H224V131H222ZM244 130V131H243ZM255 130V132L253 133V131ZM168 131V132H167ZM175 131V132H174ZM240 131V133H238ZM242 131V132H241ZM251 131H252V133H251ZM156 134H155V133ZM171 132V133H170ZM206 132H207V135H206ZM214 132V134L213 135H209V134H212ZM222 132V133H221ZM228 132H229V134H230V136H228L229 134H228ZM249 134H248V133ZM164 133V134H163ZM171 136H169L168 134ZM220 133H221V135H220ZM233 133V134H232ZM245 133V134H244ZM165 135V136H163V135ZM240 134V135H239ZM241 134H242V136H241ZM244 134V135H243ZM251 134V135H250ZM254 134H255V136H254ZM147 135V136H146ZM149 135V136H148ZM155 135V136H154ZM175 135V136H174ZM241 136V137H239V136ZM246 135H247V138H246ZM249 135V136H248ZM156 136H157V138H156ZM182 136V137H181ZM184 136V137H183ZM188 136V137H187ZM217 136V137H216ZM149 137L151 138L150 140H149ZM163 137V138H162ZM178 138V140H176L177 138ZM179 137H181V140H182V142H185V143H181V140H179ZM190 137H192V138H190ZM237 137V138H236ZM253 137H255L254 139H253ZM172 138V139H171ZM182 138H185V139H182ZM190 138V139H189ZM244 138V139H243ZM129 140L131 139V137L130 138H128ZM208 139H209V141H208ZM237 139V140H236ZM256 139V140H255ZM172 140V141H171ZM175 140H176V142H175ZM127 141V140H126ZM131 141V140H130ZM151 141V144H149V142ZM155 141H156V143H155ZM157 141L158 142H160V143H157ZM164 141V142H163ZM173 141L175 142V145H173V147H172V144H174L173 143ZM178 141H179V143H180V146H179V144H177L178 143ZM233 141H235V143L233 142ZM246 141V142H245ZM251 141H254V142H251ZM189 142V143H188ZM223 142V143H224ZM238 142V143H237ZM130 143V142H129ZM161 143H162V145H161ZM172 143V144H171ZM242 143V145H240L239 146V144H241ZM155 144V145H154ZM183 146H182V145ZM219 144H220V142H219ZM151 145V146H150ZM160 145V146H159ZM171 147H170V146ZM226 145V144H225ZM228 145V146H229ZM236 145V146H235ZM239 147H238V146ZM231 146H229V147H231ZM257 146V147H256ZM159 147V148H158ZM185 147V146H184ZM245 149H244V148ZM248 147V148H247ZM252 147V148H251ZM255 147V148H254ZM168 148V149H167ZM175 148V147H174ZM237 148V149H236ZM254 148V149H253ZM159 149L161 150V151H159ZM166 149H167V151H166ZM240 149H242V150H240V152H238ZM164 152H163V151ZM169 150V151H168ZM260 150V149H259ZM168 153V154H167ZM240 153H242V154H240ZM243 153H245V154H243ZM254 153V154H253ZM107 154H109L108 152H106V151H104V150H98V148H94L93 149V151H92V155H91V161H92V165H95V163L97 162V164H102L103 163V161H101V162H99L100 160H104V158H106V160H109V162L108 161H105L104 160V165L105 164H110V162H111V158H109V155L112 157V155L111 154H109V155H107ZM151 154H153V153H151ZM159 154L157 155V156H159ZM217 154H218V156H220V158H222V155H221V153H220V151H218L217 152ZM253 154V155H252ZM169 155V156H168ZM190 154H188V157H190L189 156ZM93 156H95L94 158H96V156H98L97 158H101L100 160L99 159H97V161H96V159H94L95 160V162L93 161ZM103 156V157H102ZM116 156H118V155H115V157ZM261 156V155H260ZM259 156V157H260ZM172 157V158H171ZM184 157H187V156H184ZM249 157V159H247ZM175 159V160H172V159ZM178 158V159H177ZM112 159L114 160V158L112 157ZM153 159H155V160H153ZM171 159V160H170ZM180 159H181V162H180ZM261 159V158H260ZM245 160V161H246ZM159 163V165L157 164V162ZM170 161V162H169ZM173 161V162H172ZM241 161H243L244 163H245V161L244 160H240V162ZM257 161V160H256ZM106 162H108V163H106ZM183 162H184V164H183ZM242 162V163H243ZM138 163H140V161H138ZM146 163H144V164H146ZM163 163V164H162ZM166 163V164H165ZM175 163V164H174ZM186 163V164H185ZM102 164V165H103ZM162 164V165H161ZM179 164V165H178ZM245 164H247V161H246V163ZM249 164V163H248ZM166 165V166H165ZM171 165H172V167H171ZM204 165V164H203ZM160 166H162V167H160ZM182 166V167H181ZM224 166V165H223ZM183 167H185V169H183ZM198 168V169H196V168ZM206 167V168H205ZM226 167H227V165H226ZM225 166H224V168H226ZM156 168H158V169H156ZM168 168V169H167ZM182 170H181V169ZM204 168V169H203ZM211 168V167H210ZM149 169V170H148ZM164 169V170H163ZM170 169V170H169ZM175 170V171H172V170ZM200 169V170H199ZM255 169V168H254ZM254 169H253V171H254ZM167 170H169V172L167 171ZM181 171L180 173H179V171ZM188 170V171H187ZM160 171H162L163 173L161 174V172ZM167 171V172H166ZM177 171V172H176ZM256 171H257V169H256ZM159 172H160V174H159ZM166 172V173H165ZM170 172H171V174H170ZM185 172V173H184ZM190 172V173H189ZM258 172H260L259 170L257 171V173ZM154 173V174H153ZM167 173H168V175H170L168 178H172L171 179V181H173V182H171L169 179H167V180H165V183H167V185L163 182V185L165 184V186L166 187H164L163 188V186H158V185H155L157 182H159V180L160 181H162V179H164V177H166L167 178ZM174 173V174H173ZM254 173H255V171H254ZM256 173V174H257ZM164 174H166V176H164ZM191 174V175H190ZM155 175L156 177H153V176ZM159 175H161V176H159V178H158V176ZM177 175V176H176ZM184 175V176H183ZM190 175V176H189ZM259 175V174H258ZM164 176V177H163ZM173 176V177H172ZM192 176H193V178H192ZM195 176H196V178H195ZM198 176L200 177V178H198ZM151 177V178H150ZM188 177V178H187ZM165 178V179H166ZM190 178V179H189ZM263 178H264V176H263ZM154 179H155V181H154ZM174 179V180H173ZM176 179V180H175ZM180 179H182V180H180ZM196 179V180H195ZM198 179V180H197ZM213 179V180H212ZM178 180H180L181 182H183V181H187L186 183L185 182H183V183H181V182H178ZM260 181H263L262 182V185H263V188H264V179H259ZM157 181V182H156ZM164 181V180H163ZM169 181V182H168ZM208 181V182H207ZM174 182H175V184H174ZM204 182V183H203ZM222 182V183H221ZM224 182V183H223ZM159 185L161 184L162 185V183H158ZM170 184H172V185H170ZM226 184V185H225ZM228 184V185H227ZM259 184V183H258ZM174 185V186H173ZM176 185V186H175ZM189 185H190V187H189ZM206 185V186H205ZM222 185V186H221ZM260 185H261V183H260ZM259 185V186H260ZM179 186V187H178ZM183 188H182V187ZM186 186H187V188H186ZM211 186V187H210ZM225 188H224V187ZM226 186H228V187H226ZM158 187H162V189L160 188V189H158ZM172 187V188H171ZM175 187V188H174ZM194 187H196V188H194ZM220 189V191L217 189ZM261 187V186H260ZM167 188V189H168ZM177 188V189H176ZM181 188H182V190H181ZM207 188V189H206ZM208 188H210V189H208ZM213 188V189H212ZM224 188V189H223ZM262 188V187H261ZM261 188L260 189H258V192H261L260 190H261ZM192 189V190H191ZM223 189V190H222ZM228 189H229V191H228ZM191 191V193H188V191ZM156 191V192H157ZM209 191V192H208ZM213 191V192H212ZM224 191H225V193H224ZM164 191H162V192H160V193H163ZM196 192V193H195ZM201 193V194H199V196L197 197V193ZM208 192V193H207ZM221 192V193H220ZM228 192H229V194H228ZM257 192V193H258ZM202 193L205 195L206 194V196H204V195H202ZM210 194V195H209ZM211 194H213V195H211ZM232 194V193H231ZM260 193H258L257 195H256V197H258V196H262V198L264 199V195H259ZM261 194H264V193H261ZM185 195H186V197H185ZM196 196V198H195V196ZM208 195L210 196V198L208 197ZM219 195H220V197H223L222 199L223 200H221L220 199V197H219ZM224 195V196H223ZM226 195V196H225ZM180 196H182V197H180ZM185 198H184V197ZM192 197H194V199L192 198ZM203 197H206V200H204V198ZM207 197L209 198L208 200H207ZM217 197H218V201H217V205H218V203L221 205H223L224 204V206H225V204H227L228 202V207H233L234 208V205H235V207L236 208H234V209H236L237 210V208H238V206H239V208H238V213H239V215H238V217L239 218H236L235 217V211H234V209H231V210H233L232 212L234 213L233 214V219L234 218H236V219H232V220H230L229 218V220L228 219H226L227 217L226 216H224L225 218H223L222 216L224 215H222V216H220V214H219V212H221L222 211V209H221V207H223L222 205L221 206H217V205H214L215 203H214V201H216L217 200ZM226 197V199L225 200H228V201H225L224 200V198ZM228 197V198H227ZM157 198V197H156ZM182 198H184V200L182 199ZM216 198V199H215ZM259 199H260V197H258ZM159 199V198H158ZM190 199H192V201L190 200ZM210 199H212L211 200V204H209L208 205V207L209 206H212L213 207V210H212V207H209V209L206 207V208H203L204 207V202L206 201V202H209L210 201ZM215 199V200H214ZM220 199V200H219ZM257 198H255L254 200H256ZM256 200L257 202H259V203H262L261 201H263V203H264V200ZM173 200V199H172ZM225 201V202H224ZM175 202V201H174ZM180 202H178L180 205H182V203H180ZM233 204V206H230V204L231 203ZM241 203V204H240ZM254 203H255V201H254ZM262 203V204H263ZM179 204H177V205H179ZM256 205H260V204H258V203H255ZM195 205V204H194ZM195 205V206H196ZM202 205V206H201ZM264 205V204H263ZM262 205V206H263ZM206 206H207V204H206ZM214 207L216 208V209H218L219 211L218 212H216L215 213V211H216V209H214ZM242 207V206H241ZM255 207V206H254ZM211 208V209H210ZM226 208V207H225ZM225 208H224V211H225ZM229 208V209H230ZM165 209V208H164ZM201 209V210H200ZM207 209V210H206ZM229 209H227L224 213L226 214V212L227 213H231L230 211L228 212V210ZM239 209L241 210V214L243 215V213H244V215H247V218H245L246 216H244V218L247 220H243V221H240V219L242 218V215H241V217H240V212H239ZM170 210H174V209H170ZM215 210V211H214ZM236 211V212H237ZM256 211H257V209H256ZM178 212H179V214H178ZM182 212V211H181ZM201 212V213H200ZM203 212V213H202ZM214 213L215 214V216L217 215L218 217L217 218H215L214 219V214L212 215V216H210L211 214H208V213ZM250 212V213H249ZM172 213V212H171ZM237 213V214H238ZM247 213V214H246ZM134 214V220L137 222V217H144V221H143V218H141V219H139V223L140 224H142L143 222H145L146 220H145V216H147L146 218H148V217H151V215H149L147 212L145 213H143V215L141 216L139 213H137V212H134L133 213ZM149 216H148V215ZM183 212L180 214V209L177 211V216H179V219L183 216ZM198 214H201L202 216H203V214H204V218H202V216L201 215H199L198 216ZM207 214V215H206ZM219 214V215H218ZM236 214V215H237ZM248 214H250V215H248ZM139 215V216H138ZM232 214H230V216H231ZM256 215V214H255ZM136 216V217H135ZM211 218H210V217ZM249 216H250V218H254L253 220L254 221H252V219H250V220H248L249 219ZM199 217V218H198ZM222 218L223 219V221H225V219L226 220H228L226 223L227 224H224L225 225V227L223 226V221H218V220H216V219H219V218ZM137 218V219H136ZM208 218V219H211V222H209L208 220V222H209V224L207 223V221L205 222V220ZM151 219V218H150ZM150 219H148L147 221L149 222L148 224H145V226L146 225H148V227H149V225L150 226H152V228L153 229H155L156 230V223H153V224H150L151 222H150ZM198 219H199V222H198ZM257 219V218H256ZM260 219V218H259ZM152 220V219H151ZM143 221V222H142ZM196 221V222H195ZM203 221V222H202ZM233 222V225H230L232 222ZM246 221V222H245ZM259 221V220H258ZM222 222V223H221ZM241 222V223H240ZM256 222H257V220H256ZM263 222V221H262ZM261 221H259V224L261 225V223H262ZM145 223H147V222H145ZM216 223V224H215ZM218 223V224H217ZM144 224V223H143ZM219 224H221V226H223V228L225 229L224 231H223V228L220 230L219 229ZM207 225V226H206ZM243 225V224H242ZM252 226V225H254V227H258L257 229L259 230V231H257V229H256V231H255V228H252V227H250V226ZM262 225H264V224H262ZM143 226V225H142ZM157 227H158V225H157ZM217 227V228H216ZM229 228V227H228ZM231 228V227H230ZM249 228V229H248ZM253 229V232L255 231L256 233H253L250 229ZM211 229V228H210ZM213 229H212V232H215V231H213ZM217 229H219V230H217ZM233 229V230H234ZM262 229H263V227H262ZM221 232V233H220ZM250 232H252L251 234H249ZM233 233V232H232ZM235 233V232H234ZM227 234V233H226ZM227 235H230V236H232L231 234H227ZM246 235H249V237L248 236H246ZM246 237V238H245ZM262 237V236H261ZM260 237V238H261ZM264 237V236H263ZM263 237L261 238V240L259 241V242H261L262 240V245H261V248L260 249H258V248H256V247H254L255 246V244H258V242H255L256 240L254 239V243H253V250H254V253H255V250L256 251H258V252H256V257L258 256L259 257V255L258 254H260V252L262 251V249H263V253H264V239H263ZM253 238V237H252ZM251 238V240L253 241V239ZM228 239V238H227ZM237 239V240H238ZM246 239V240H245ZM258 239V238H257ZM244 240H245V242H244ZM251 240H249L248 242H251ZM258 241V240H257ZM237 241H235L234 243L235 244H237L236 243ZM247 244V243H246ZM245 245V244H244ZM247 246H249V244H247ZM258 246H260V244L258 245ZM250 247H252V242H251V245H250ZM261 256H263L264 257V254L262 255V253H261ZM262 258V257H261Z\"/></svg>",
	"mask_w": 264,
	"mask_h": 264
}]
</instances>
